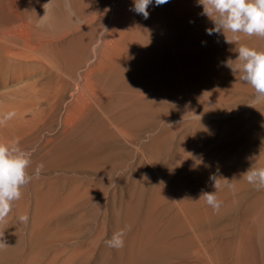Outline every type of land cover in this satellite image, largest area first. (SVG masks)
Masks as SVG:
<instances>
[{"label": "rangeland", "instance_id": "374dc122", "mask_svg": "<svg viewBox=\"0 0 264 264\" xmlns=\"http://www.w3.org/2000/svg\"><path fill=\"white\" fill-rule=\"evenodd\" d=\"M39 1L40 5L42 4L39 8H36L38 5L32 6L38 16L39 25L36 26H42L41 28L52 33L55 27L51 16L56 9L54 0ZM65 1L62 2V22H65L66 26L62 23V27L67 37L74 28L79 32L88 28L89 24H86L81 16L84 17L89 9L81 3L82 0L78 6L75 0ZM72 1L74 2L71 3ZM95 1L101 4L104 0ZM120 1H109L108 9H112V17L117 13ZM174 1L180 2L181 8L191 14L202 8L198 0ZM172 2L169 0L163 6L170 8ZM12 3L15 10L19 9V0H12ZM68 3L71 5L70 10ZM75 5L74 16L72 9ZM40 8H44L43 11ZM45 14L46 17L41 20ZM69 21H72L71 24ZM225 36L231 40V34L222 32L210 36L204 33L199 37L203 43L199 45L205 55L198 67L209 66L223 54H231L230 60L235 61L238 55L235 49L241 44L264 52V38L241 35L239 42L228 43ZM97 43L100 45L101 41L95 40L93 47L98 51H94L92 55L96 64L102 59ZM196 51L192 53L199 52ZM168 59L171 71L168 66L169 72L163 73L172 74L171 82L174 83L175 76L179 80H185L189 72L179 73L175 69V65L182 63V60H174L172 57ZM231 68L235 69L236 64H227L215 70L216 80L201 88L192 87L185 82L184 90H170L171 87H178V83L176 86H170L164 80L159 82L151 77L129 78L122 108L126 109L134 104L128 118L131 122L118 118L117 111H114L111 127L106 120L103 125L98 124L100 130L105 128L110 131L113 161L121 164H113L112 168L107 170L102 164L98 165L94 175H91L90 168L74 164L73 161L72 165L71 159L63 160L64 165L55 171L63 176L64 192L68 194L67 191H71L69 193L72 195L67 199V203H71L70 206L66 203L62 212L53 215L48 229H42L43 233H46L43 247L31 244L36 237L34 230L32 231L34 224L31 223L30 210L27 223L21 222V230L15 233L18 237L15 251L8 260L0 253V264H72L73 261L76 262L74 264H116L112 262L114 259L117 262L122 259L120 263L126 260L122 264H127V253L130 254V248L137 246V233H221L224 236L219 235L217 239L223 237L224 240L236 237V233H248L251 234L248 248L243 246L241 240L239 245H234L230 239L232 251L229 249L213 262L206 260L205 254H200L167 259L165 263L264 264V191L256 190L242 176L250 168H263L264 100L255 101L251 86L244 83L239 73L233 72ZM83 70L84 68H81L79 73ZM140 83L142 86L138 87ZM8 84L7 87L13 83ZM7 87L0 83V107L19 100L8 94ZM26 109L28 110V107ZM44 171L41 176L46 175L47 170ZM216 181L217 188L214 187ZM33 183L38 184L37 181ZM33 186L32 183L27 185L29 193L35 192L36 186ZM214 191L221 202L219 210H213L205 200L200 199L202 192ZM26 229L32 233L25 232ZM121 229L126 232L124 247L120 250L107 247L105 241ZM9 235L10 233H0V239L5 241ZM235 252L238 259H235ZM247 259L249 261L245 262Z\"/></svg>", "mask_w": 264, "mask_h": 264}, {"label": "bare ground", "instance_id": "6f19581e", "mask_svg": "<svg viewBox=\"0 0 264 264\" xmlns=\"http://www.w3.org/2000/svg\"><path fill=\"white\" fill-rule=\"evenodd\" d=\"M79 1L75 0L77 6ZM109 1L104 0L97 4L95 0H82L81 3L83 2L89 10L85 16L82 14L84 17L81 18L89 26L83 30L84 33L72 28V32L66 37L67 34H64L62 27L63 0H54L56 9L53 8L55 10L51 11L53 12L51 16L55 21V27L52 33L41 28L42 26H36L38 16L32 6L38 5L36 8H39V0H19L20 6L17 10L11 5L12 0H0V83L5 87L9 85L8 83H13L7 87L8 94L19 99L0 107V115L15 113L5 126L0 127V142L7 143L16 139L24 150L32 152L29 174H32L33 167L36 168L41 163L44 170H47L45 176L32 180L31 183L36 186L35 192L29 193L27 185L22 189V198L13 204L6 222L0 224V233L5 235L10 233L5 240L7 247L0 250L1 255L7 260L15 251L18 238L15 233H19L22 226L20 216L27 215L31 210V223L34 224L32 231L34 230L33 234L36 237L31 244L43 247L46 233H43L42 229L47 230L53 215L62 212L65 204L69 202L71 191H67L68 194L64 192L63 176L55 171L64 165L63 160L71 159V163L73 161L74 164L90 168L91 175H94L93 172L98 165L102 164L107 170L111 169L113 164L115 166L121 164L113 161L110 131L105 128L100 130L98 124L103 125L106 120L111 127L114 111H117V117L122 120L126 121L129 118L134 104L126 109L122 108L126 82L129 78L151 77L159 82L164 80L170 86H176L178 83V87H171L170 90L186 89L185 82L192 87L201 88L215 81V70L225 67L230 60L231 54H223L209 66L204 68L197 66L205 55L199 45L203 44L199 37L204 33L206 35V30L214 27L212 21L202 15L203 11L199 13L203 10L201 7L191 14L181 8L180 2L172 0L170 8H166L163 5L156 6L153 0L148 7L149 17L145 19L130 10L133 8V0H121L117 6V13L112 17L113 11L108 9ZM73 7L72 13L75 16L76 5ZM43 17L46 15H43L41 20H44ZM95 40L101 41L100 45L97 43L99 45L97 48L100 47L102 59L97 64L92 59L94 51L97 50L93 48ZM194 50L199 52L193 54ZM168 57L182 60V63L175 65V69L179 73L189 72L185 80H179L175 76L174 83L171 82L172 74L163 73L169 72ZM81 68L84 70L79 73ZM137 86L141 87L142 84ZM24 109L27 110V115ZM67 162L70 163L69 160ZM258 162L261 163L260 160ZM261 167L264 168V164ZM35 181L38 184L33 183ZM74 181L77 182L76 179ZM27 231L26 229L25 232ZM219 235L223 234L137 233L135 237L137 246L129 247L132 251L130 254L127 253L129 255L127 264H161L167 259L200 254H205V259L213 262L223 256L232 247V243L239 245L242 242L243 246L248 248L251 240V234L248 233H236V237L233 236L232 239L226 237L227 240L223 237L217 239ZM203 251L205 253H202ZM237 257L236 254L235 259H238ZM121 260L117 262L114 259L112 262L116 264L126 262L123 260L120 263ZM74 263L76 262L73 261L72 264Z\"/></svg>", "mask_w": 264, "mask_h": 264}, {"label": "clouds", "instance_id": "9594fccd", "mask_svg": "<svg viewBox=\"0 0 264 264\" xmlns=\"http://www.w3.org/2000/svg\"><path fill=\"white\" fill-rule=\"evenodd\" d=\"M153 0H133V8L130 9L145 19L149 17L148 7ZM169 0H155L156 6L167 4ZM203 8L202 15L208 17L214 27L207 29V34L229 33L231 40L226 36V41L239 42L241 35L246 37L264 38V0H198ZM71 9L70 3L67 4ZM46 15V14H45ZM44 18V17H43ZM235 61L228 60L230 66L235 63L233 72H238L240 79L251 86L254 91V100H264V52L257 51L241 44ZM15 115L14 112L0 115V127L6 125ZM32 152L24 150L18 140L13 139L7 143L0 142V224L6 222L12 212L13 204L22 198V189L32 182L40 179L44 165L36 166L34 174L28 173ZM256 190L264 191V168H250L243 175ZM214 187H218V181ZM213 210H219L221 202L217 199L216 192H202L201 198ZM21 222L27 223L29 217H19ZM125 230L121 229L105 241L107 247L120 250L125 245ZM7 247L6 242L0 239V248Z\"/></svg>", "mask_w": 264, "mask_h": 264}]
</instances>
